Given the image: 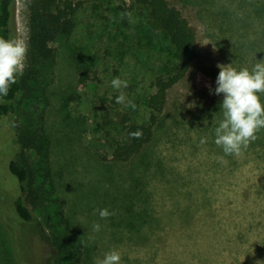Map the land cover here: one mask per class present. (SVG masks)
<instances>
[{
    "label": "rangeland",
    "instance_id": "obj_1",
    "mask_svg": "<svg viewBox=\"0 0 264 264\" xmlns=\"http://www.w3.org/2000/svg\"><path fill=\"white\" fill-rule=\"evenodd\" d=\"M73 1L79 4L73 30L52 44L51 84L40 97L19 99V114L0 119V163L14 156L17 125L33 105L31 119L43 123L47 137L43 152L56 199L47 212L60 204L87 264L112 250L120 264H264L263 146L256 139L239 156H226L214 142L222 102L205 98L217 86L218 64L251 71L264 60V0H176L197 32L198 57L170 91L153 139L123 162L113 159L117 142L130 122H147L153 81L175 69L179 54L164 31L152 28L147 7ZM125 12L133 22L121 18ZM27 14V0H16V39L27 41ZM116 77L129 86L114 89ZM121 92L134 110L116 103ZM18 195V180L0 166V264H53L41 238L53 222L38 211L20 219ZM104 208L115 214L101 219Z\"/></svg>",
    "mask_w": 264,
    "mask_h": 264
},
{
    "label": "trees",
    "instance_id": "obj_2",
    "mask_svg": "<svg viewBox=\"0 0 264 264\" xmlns=\"http://www.w3.org/2000/svg\"><path fill=\"white\" fill-rule=\"evenodd\" d=\"M16 0H0V37L16 39L14 6ZM140 4L149 9L150 22L154 30L164 31L180 61L175 69L165 75H158L153 81L154 91L149 96L151 114L146 123L130 122L125 128L124 139L117 142L113 159L117 162L129 160L138 154L153 139L155 126L162 121L161 114L168 108L170 91L187 79L190 69L198 57L197 32L184 16L176 0H119ZM79 4L73 0H27V26L29 51L26 68L17 83L11 86L7 96L0 98V119L18 113L22 97H40L53 80L55 49L53 41L62 35L70 34L74 27L73 16ZM263 12V7L257 8ZM207 92L205 98L211 105H218L223 100L222 94ZM264 104V94L260 95ZM33 105L23 111L24 121L15 131V153L1 167H8L10 174L19 183L20 195L14 200L16 214L24 221L33 219V211L44 213L51 219V231L41 238L49 246V261L53 264H87V253L83 242L71 229L66 216L56 204V213L47 212L56 199L51 197V169L43 144L47 140L43 123L33 122ZM19 114V113H18ZM41 116V115H40ZM42 117H40L41 119ZM129 116L125 115V119ZM26 122V123H25ZM257 133V139L264 149V129ZM141 131L142 138L136 139L129 133ZM36 151H35V150ZM33 150V154L28 151ZM41 157L37 158L35 155ZM47 184L50 188H47ZM53 185V184H52Z\"/></svg>",
    "mask_w": 264,
    "mask_h": 264
},
{
    "label": "clouds",
    "instance_id": "obj_3",
    "mask_svg": "<svg viewBox=\"0 0 264 264\" xmlns=\"http://www.w3.org/2000/svg\"><path fill=\"white\" fill-rule=\"evenodd\" d=\"M127 17L133 22L132 13H121V18ZM29 45L23 39H6L0 37V98L8 95L11 86L17 83L26 68L27 53ZM220 69L216 78L215 94H223L220 108L223 110V119L215 128V144L222 147L224 154L239 156L246 150L251 142L257 139V133L264 129V104L259 94H264V60L258 61L251 71L247 68L237 70L231 64L225 66L218 64ZM111 85L114 89L127 88L128 81L119 77L113 78ZM210 92L212 91L210 87ZM116 103L133 110L136 105L129 100L125 93L121 92L116 97ZM141 131L131 132L129 136L140 139ZM202 138L200 143H206ZM226 163V161H225ZM101 219H107L114 215V211L107 208L99 209ZM101 225H93V231L99 232ZM121 254L112 250L105 253L102 260L97 264H120ZM260 264V262H257Z\"/></svg>",
    "mask_w": 264,
    "mask_h": 264
}]
</instances>
